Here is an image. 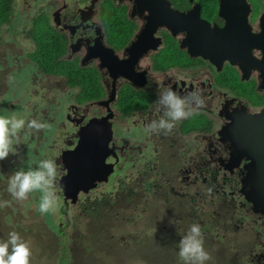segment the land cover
<instances>
[{
  "label": "flooded vegetation",
  "instance_id": "1",
  "mask_svg": "<svg viewBox=\"0 0 264 264\" xmlns=\"http://www.w3.org/2000/svg\"><path fill=\"white\" fill-rule=\"evenodd\" d=\"M50 2L53 5L48 13L50 27L65 46L59 59L73 60L79 67L90 69L97 76L102 91L99 99L80 103L76 99L79 90L76 85H68L59 75L40 73V80L45 82L44 88L42 84L37 85L42 87L44 93L54 97V102L49 99L53 105H47L48 110L52 106L54 110L69 107L71 112L66 113V119L72 123L73 134L78 130L69 147L62 150L60 162L63 164V154L73 150L81 129L87 127L91 119L109 114V118L113 117L110 146H114L118 155L110 176L135 175L134 178L139 179V186L142 185L141 173H146L155 182L165 178L167 183L174 186L172 194L179 196H183L180 195L182 193L191 194L177 193L175 184L178 178L184 181V185L191 183L190 177H202L204 180L212 178L206 189H210L208 194L213 196L223 188L220 186L222 183L218 187L213 185L218 183V178L232 181L235 177L239 180L238 192L244 196L241 180L245 176L244 164L247 160L245 157L240 160L233 157V142L228 137L230 134L226 128L233 124L236 117L264 110V0ZM157 12L185 13V27L173 26L172 18L170 26L161 24L153 34L147 36L153 41L155 37H160V46L153 48L154 44L144 42L139 51L131 48L132 42L137 40V35L144 28L147 16ZM115 13H119L121 17L108 19V14ZM116 21L121 24L117 29L126 28L120 35L110 32L115 29L113 26H107V22ZM179 29L181 31L174 35L173 31ZM161 50L184 58L181 63H169L164 68H158L157 54ZM139 53L143 54L138 58ZM116 55L126 64L136 63L132 74L133 82L119 76L122 73H116L115 67L109 65V60L114 61ZM102 57L106 63L103 68L99 65L104 63ZM14 69L16 67L12 70ZM169 88L182 98L198 92L204 102L203 106L188 118L179 121L171 134L149 135L145 132V125L163 114L162 111H157V102L161 93ZM113 94L115 96L111 99ZM61 96L65 101L71 102L58 103L56 97ZM128 98L131 101L126 105L127 112L119 110V102L122 106V102L125 103ZM90 106H97L99 109L89 114ZM118 120L121 121L120 125L116 124ZM99 133L104 135L103 129L99 128ZM131 136L134 140L132 144ZM135 149L137 152H134ZM134 154L147 164L132 173L128 164L137 160ZM15 158V155H11L0 161V168H13L16 165ZM235 162L238 164L235 165ZM57 168V173L62 178L66 168ZM124 169L127 170L126 175H123ZM59 185L64 200L75 204L77 197L74 200L67 197L66 191ZM89 189L79 192L88 195ZM226 193L231 197L234 192L230 189ZM192 202H195V198H192ZM245 202L243 207L247 208L248 203V209L256 212V207L251 202ZM200 207L203 211L204 206ZM166 219H169V214ZM233 221L231 219L228 223L237 227V223ZM157 222L156 229H161L157 227ZM162 230L171 235V231ZM172 234L175 232L172 231ZM253 256H257V260L254 261L252 257L251 264H264V253Z\"/></svg>",
  "mask_w": 264,
  "mask_h": 264
},
{
  "label": "rangeland",
  "instance_id": "2",
  "mask_svg": "<svg viewBox=\"0 0 264 264\" xmlns=\"http://www.w3.org/2000/svg\"><path fill=\"white\" fill-rule=\"evenodd\" d=\"M52 9L53 5L50 0H16L12 21L10 24L3 26L0 31V58H3L0 59V116H16L26 121L25 127L13 139V149L17 153L15 162L18 164V161H21L20 166L14 168V171H27L31 166L34 168L35 163H39L44 159H51L57 167H63L60 162L62 150L69 147L71 140L78 132V130H75L74 134L72 133V123L68 118L66 119V113L71 112L69 107L68 109L67 107H59V109L54 110L52 106V109L48 110L47 105H53L54 97L44 93L41 88L33 86V72H36V70L31 68L32 65L27 66L25 60L20 58L17 64L27 67H16V69L7 73L1 70L5 68L2 66L4 64L7 65V68L14 64L13 59L16 57L17 52L25 55L32 48L33 43L24 36L23 32L30 25L32 17L40 10L50 13ZM22 57L25 58V56ZM89 72L92 74L90 69ZM49 99H52L53 102H49ZM56 100L61 104L71 102V100L65 101L63 96L56 97ZM96 107L90 106L89 114L94 111L97 112L99 108ZM72 116H74L73 113ZM32 119L46 123L48 127L40 131L30 129L27 127V122ZM120 123L119 120L116 122L117 125H120ZM133 141V136H131L130 143L132 144ZM134 152H137V149ZM135 155L134 157L137 158ZM137 160H133L128 164V169L132 173L147 164L144 160H141V157ZM0 169L2 170H0V178L8 182V178L14 173L13 168L1 167ZM126 174L127 170L124 169L123 175ZM134 177L135 175L131 178L132 182L139 183V179ZM189 180L191 183L184 185V181H180V178H178L175 190H178V193L189 192L192 195L196 193L193 204L199 209H201L200 205L204 206L201 212L202 218L208 214L209 209H211L209 214L214 213L216 216L225 213V209L216 207V204L220 203V201L217 202L218 197L208 194L209 190L206 187L211 183V178L204 180L202 177H190ZM222 180L218 178V183L215 182L213 185L219 186ZM117 181V179H113L106 186V189L116 187ZM104 185L106 184H103L98 190H101ZM224 189L230 191L231 186L228 184ZM56 191L60 207V205H63V201L61 200L60 204L61 190L57 180ZM40 196L41 193L33 192L29 194V198L25 201H18L13 196L11 198L6 196L2 199V202L7 200L6 206H3L6 211L4 214L0 212V224L7 221L5 224H1L3 226H1L0 240H7L8 234L12 231L19 233L22 239L31 247L30 264H181L179 260L172 263L177 256V251L174 249L177 237L176 234H172V231H176L178 224L171 221L170 218L174 216L173 211L175 212L177 205L168 206V203L166 204L168 208H165L164 211L159 210L161 213L156 217V221H159L157 227L161 229H156L153 237H150L151 230H148L147 234L142 233V237H132L134 241H121L123 238L120 236L119 243H113L109 247L105 244V239L109 237L108 234L102 236L103 232L97 231L94 233L97 239L93 240V233L90 235V229L86 227L88 221H91L86 212L77 208L76 210H69L68 217H59L56 213L41 214L38 210ZM211 199L215 200L216 204L205 203ZM153 205H156V203ZM71 207L76 208L75 205H71ZM171 207L173 208L169 210ZM9 208L11 209L9 210ZM154 209L157 210L155 207ZM7 213L9 217L5 219ZM252 213L253 216L258 215L264 225V216L256 212ZM168 214L169 219L165 220ZM67 221H69V225H67ZM144 221H147L146 217ZM200 222L199 219L192 220L189 218L185 225L190 227V225L196 223L203 226ZM233 222L239 221L235 218ZM140 223L135 224L128 231L135 232L134 236H136L137 233H140ZM214 223L217 227L220 225L219 220L214 221ZM254 223L249 226L246 224V228L243 227V223L238 224L237 227L231 223L233 228L236 229V231L231 232L228 230H226L227 232L222 231V226L212 229L211 232L209 231L214 237L208 239V241L214 242V244L205 247L211 256L206 264H251L252 257L256 261L257 256L253 255L264 253V235L257 234L258 229L254 227ZM60 226L63 229L61 237L58 232ZM162 229L171 231V235L165 233ZM130 232L129 235H131ZM82 235H86V237L81 238ZM104 236L106 237L103 239ZM139 239L141 241H136ZM221 249L225 250L218 253ZM258 260L261 259L258 258Z\"/></svg>",
  "mask_w": 264,
  "mask_h": 264
},
{
  "label": "trees",
  "instance_id": "3",
  "mask_svg": "<svg viewBox=\"0 0 264 264\" xmlns=\"http://www.w3.org/2000/svg\"><path fill=\"white\" fill-rule=\"evenodd\" d=\"M15 4L16 0H0V31L3 26L10 24V22L12 21L15 10ZM108 15V19H119L121 17L119 13ZM105 16H103V18ZM120 25L121 24L118 21L114 23L107 22V26H113V28H115L113 31H110L115 35H120L125 32L126 28L123 30H119L116 28ZM23 32L24 36L33 43L32 48L27 51V56H25V58L22 57V53L17 52L15 54L16 57L13 59L14 64L8 68L7 65L4 64L2 66H4L5 68L1 70H4V72L7 73L14 67H27L28 65H32L31 68L36 70V72H33V79L36 83H33V86H35V88H40V86L37 84H42V86L44 85L45 82L40 80V73L47 72L63 77L66 83L70 86L76 85L79 88L76 94V99L80 103L99 99L100 96H102L100 82L93 72L91 74L89 72V69L79 67L73 60L69 61L59 59L60 55H62L65 50V46L63 44V41L56 36L55 32L50 27L48 13L46 11L40 10L38 13H36L32 17L30 25L25 28ZM20 58L25 60L27 66L17 64L20 61ZM157 58V67L164 68L169 63H181L184 57L182 55H171V53H168L166 50H161L157 54ZM130 101L131 98H128L125 103L122 102L123 108L121 106V102H119V110H124L127 112L126 105L129 104ZM12 155L17 156V153L14 152V154ZM20 164L21 161H18V164L15 165L12 170L14 171V168H17L18 166H20ZM37 166L38 163H35L34 168L33 166H31V168L35 169ZM60 177L61 176L58 177L57 183ZM109 177L111 179L107 181L106 185H104L101 190H92L90 191V193L88 192V195L81 192L80 199L75 205L76 208H70L71 205L63 200L62 190L60 189V204L62 200L63 205H60V207L58 208V212H56V215L59 217H68L69 210H76L77 208L86 212L91 219V221H88L86 227L90 229V235L93 233V240L97 239V237L94 236V233L97 231L103 232L102 236L108 234L109 237L105 239V244L109 247L113 243H119L120 236L123 238L121 239V241H134L132 237H142V233L147 234L148 230H151L150 237H153L156 233V217L159 216V214L161 213L159 210L164 211L165 208H167L166 204L168 203V206H178L175 208V212L173 211L174 216L170 218L171 221H174L176 224H178V227L175 231L177 239L175 241L174 247L177 253V244L180 238L187 232L189 228L185 225L187 219L189 218L192 220L199 219L200 221L204 222H200V224H203V226H201V230L204 234V247H210L212 246V244H214V242L212 243L208 241V239H213L214 237L210 233L212 229L222 226L221 230L224 232H227L226 230H228L229 232L236 231V229L233 228L232 224L228 223V221H230L231 219L233 221L235 218H237L239 221L236 222L237 226L238 224L240 225L241 223H243L244 228H246V224L247 226H249L253 225V222H255L254 227L258 229L257 234L264 235L263 221L259 218V216L251 215L252 212L248 209V203L246 204L247 208L241 207V205L246 202L244 198L242 199L243 196L240 195L238 192L239 180L235 177L232 179V181H229V179L226 178L223 179L224 182L222 181V190H219L217 193L213 194L218 197L217 202L220 201V203L216 204L215 200L212 199L208 201L211 203V205L216 204V207L225 209V213L218 214L219 216H216L214 213L209 214L208 212V214H206L204 218L201 217L202 210L197 208L192 202V198H196V193L193 196H191L192 194L185 195V193L180 194L183 196H178V194L175 196L172 194V187L174 186L167 183L165 181V178H162L160 182H155L153 181V178L147 176L146 173H141L140 177L142 179V185L139 186L136 182H132L131 178L133 177H118L117 175L113 174L112 176L109 175ZM113 179L118 180L117 186L113 189H106V186H108L113 181ZM228 184L231 186V190L234 192L231 197L227 195V191L224 189L225 186ZM7 188L8 182H5L3 179L0 178V202H2V199L6 196H8L9 198L12 197V195L7 191ZM236 191L238 194L236 193ZM154 203H156V205H153ZM154 207L157 210H155ZM172 208L173 207L169 208V210H171ZM10 209L11 208H9V210ZM246 210H249L250 212H246ZM5 211L6 209L0 207L1 213L4 214ZM7 217H9L8 213L5 214V219ZM145 217L147 220L146 222L144 221ZM218 220L220 221V225L217 227L215 226L216 223H214V221ZM6 222L7 221H4V223L1 224H5ZM139 222H141L139 224L140 233H137V235L134 236L135 232H130L128 230L132 229L134 225ZM1 224L0 232L2 233L1 226L3 225ZM69 224V221H67V225ZM101 225L103 226L101 227ZM58 232L59 236L61 237V235L63 234L62 226L59 227ZM129 232L131 233V235H129ZM84 237H86V235L81 236V238ZM105 237L106 236H104L103 239ZM136 241H141V239ZM120 244L122 243L120 242ZM224 250L225 249H221V251H218V253H222ZM178 260V256H176L172 263H176Z\"/></svg>",
  "mask_w": 264,
  "mask_h": 264
},
{
  "label": "water",
  "instance_id": "4",
  "mask_svg": "<svg viewBox=\"0 0 264 264\" xmlns=\"http://www.w3.org/2000/svg\"><path fill=\"white\" fill-rule=\"evenodd\" d=\"M137 1L135 0V2ZM142 1L146 2L148 0ZM172 18L174 20L173 26L185 27V13H151L147 16L144 28L137 35V40L132 42L131 48L139 51L144 42H151V44H154L152 45L153 48L160 46V37H155L153 41L147 36L153 34L161 24L170 26ZM179 31L181 29L173 31V34L176 35ZM142 54L139 53L137 57L139 58ZM102 60L103 62L105 61L103 57ZM109 62L110 66L115 67L116 73H122L119 76H124L125 79L133 82L132 74L136 63L126 64L117 55L114 57V61L109 60ZM104 64L106 65L105 62L99 65L103 68ZM114 96L113 94L111 99ZM109 117L108 114L102 118L91 119L90 124L81 129L73 150L69 151V153L65 152L62 156V165L67 169V174L62 178L60 177L61 179L59 178L58 185L61 184L66 191L67 197L72 200L77 197L75 204L78 201L77 194L81 192L79 190H86L92 186L87 191L89 192L106 182L109 175L107 176L108 171H106L105 167L114 166L118 161L115 148L114 150L108 149V147H113L110 146L111 140L109 141L113 137L111 128L113 117ZM99 128L103 129L104 135L99 133ZM226 130L230 134L228 137H231L233 142V157L236 156L237 160L245 157L247 160L244 164L245 176L241 180L243 197L256 207V212L264 214V110L259 113L243 114L236 117L233 120V124ZM234 164L237 165L238 162Z\"/></svg>",
  "mask_w": 264,
  "mask_h": 264
},
{
  "label": "clouds",
  "instance_id": "5",
  "mask_svg": "<svg viewBox=\"0 0 264 264\" xmlns=\"http://www.w3.org/2000/svg\"><path fill=\"white\" fill-rule=\"evenodd\" d=\"M203 103L198 92L190 93L189 96L182 98L170 88L166 89L161 93L157 102V111H162L163 114L158 119L146 124L145 132L149 135H169L179 121L191 116L199 107L203 106ZM25 124L24 119L16 116H0V161L7 159L10 154H14L13 139L18 136ZM27 127L40 131L47 128L48 125L32 119L27 122ZM56 180L55 162L51 159H44L39 161L35 169L15 171L8 178L7 191L18 201H25L29 198L30 193L39 192L41 193L39 212L55 214L59 208ZM107 181L92 190L100 188ZM209 192H211L210 189ZM65 202L70 205L77 204H72L70 201ZM6 204L7 201L0 202V207L6 206ZM31 256L30 245L16 231L10 232L7 240H0V264H30ZM177 256L181 264H206L211 259L210 253L204 247V234L199 224L190 225L187 232L180 238Z\"/></svg>",
  "mask_w": 264,
  "mask_h": 264
},
{
  "label": "bare ground",
  "instance_id": "6",
  "mask_svg": "<svg viewBox=\"0 0 264 264\" xmlns=\"http://www.w3.org/2000/svg\"><path fill=\"white\" fill-rule=\"evenodd\" d=\"M74 117V116H73ZM111 139V138H110ZM110 139H109V141H110ZM108 149H113L114 150V146L113 147H108ZM105 169H106V171H108L107 172V176L112 172V169H113V167H112V165H110L109 167H105ZM65 174H67V169H66V172H65ZM64 174V175H65ZM107 178V177H106ZM106 180V179H105ZM105 180H102V181H105ZM92 186H90L89 188H91Z\"/></svg>",
  "mask_w": 264,
  "mask_h": 264
}]
</instances>
